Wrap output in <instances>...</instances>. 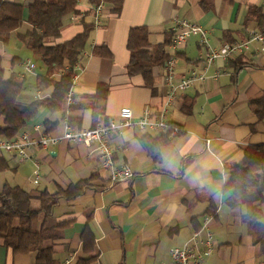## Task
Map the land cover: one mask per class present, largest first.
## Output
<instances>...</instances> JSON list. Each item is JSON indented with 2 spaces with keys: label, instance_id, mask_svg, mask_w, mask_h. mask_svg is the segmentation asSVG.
Here are the masks:
<instances>
[{
  "label": "crops",
  "instance_id": "0c3cea01",
  "mask_svg": "<svg viewBox=\"0 0 264 264\" xmlns=\"http://www.w3.org/2000/svg\"><path fill=\"white\" fill-rule=\"evenodd\" d=\"M1 1L28 7L35 0ZM103 1V23L90 33L82 53L73 101L66 98L57 112L40 108L23 130L32 137L39 136L37 127L44 132L46 121L57 122L48 134L62 136L66 122L72 129H90L116 118L124 107L131 108L135 117L142 116L147 107L158 111L167 92L163 67L154 68L153 87H148L141 75H129L127 40L131 28L146 26L153 47L172 35L175 18L187 19L200 24L208 32L209 45L217 49L245 40L264 24V0H121L120 13L115 12L113 0ZM92 7L90 0H77V10L65 17L60 37L48 41L59 44L81 33L85 23H93ZM259 7L263 19L254 12ZM27 17L26 9L24 23L14 37L11 35L7 43L0 41L3 78L15 74L25 79L24 87V62L34 63L30 49L18 37L32 29ZM198 39L190 37L176 52L173 37L167 46L170 55L177 54L178 80L191 70L204 69L198 59L205 48L198 45ZM95 46H107L112 57L96 56ZM217 71L222 72L218 80L208 78L178 95L169 121L182 131L160 148L157 160L141 139L146 135L156 138L162 132L130 128L110 136L116 164L131 166L135 174L132 181L111 183L97 153L83 144L61 142L49 150L33 146L25 160L0 152L9 164L0 172V191L8 184L33 195L43 191L55 194L80 181L89 184L76 199L62 198L46 222L48 226L68 223L60 237L48 243L53 245L59 264H67V260L75 264L86 256L81 235L88 224L96 239L93 255L97 259L92 264H172L170 249L187 244L196 232L199 241L208 232L213 237L214 250L202 264H264V241L255 243L242 219L245 208L230 207L227 200L232 190L225 189L227 168L242 159L248 146L264 144V119H258L250 107V102L264 97V52L253 44L235 64L217 60L207 75ZM62 74L58 71L50 78L58 80ZM43 76L36 78L35 95L22 91L26 97L33 96L29 103L52 95L53 86L40 81ZM37 167L41 176L35 184ZM209 215L213 217L205 226ZM34 263V253H14L0 243V264Z\"/></svg>",
  "mask_w": 264,
  "mask_h": 264
},
{
  "label": "trees",
  "instance_id": "16d2710c",
  "mask_svg": "<svg viewBox=\"0 0 264 264\" xmlns=\"http://www.w3.org/2000/svg\"><path fill=\"white\" fill-rule=\"evenodd\" d=\"M101 1L103 0H90L93 5ZM112 2L115 12L120 13L122 1ZM76 7L77 0H35L28 7L0 2V41L7 43L12 33L22 27L27 9V21L32 29L19 33L18 37L28 49L40 56L47 68L46 76L41 77L40 81L53 86L50 97L20 104L18 98L22 94L25 79L12 74L5 80L3 71L0 70V138H15L23 132L42 107L48 108L51 112L62 109L72 86L73 76L82 60V53L87 47L90 33L95 27L93 23H85L81 33L63 43L51 44L48 40H56L60 37L65 17L76 12ZM254 12H258L263 19L260 7L254 8ZM262 28L264 24L257 30ZM173 36L172 33L162 44L152 47L149 39L150 31L146 26L131 28L127 40V49L130 52L127 66L129 75H141L145 84L153 87V70L155 67H164L169 59L167 46ZM93 53L104 58L112 57V52L107 46H95ZM238 58L231 61V64L237 63ZM58 71H62L63 74L58 80H52L51 75ZM250 107L258 119H264V97L250 102ZM56 123L46 121L44 133L52 131ZM169 141L168 132L156 138L146 135L141 139L143 147L156 160L160 148ZM8 168V161L0 157V172ZM227 169L229 181L225 189L232 190L227 203L232 208L239 206L245 208L242 219L255 243H262L264 241V224L261 222L264 217V144L248 146L242 159ZM88 185L86 181H80L67 189L58 190L55 194L43 191L33 195L22 187L6 184L0 191V243L12 249L14 253H34V264H59L54 256L53 245L48 243L58 239L59 232L68 223L59 222L54 226H48L46 222L62 198L76 199L83 194ZM42 217L43 220L40 221ZM81 241L82 252L86 256L75 264H92L97 259V256L93 255L96 239L89 224L82 232Z\"/></svg>",
  "mask_w": 264,
  "mask_h": 264
},
{
  "label": "built area",
  "instance_id": "2783aa9c",
  "mask_svg": "<svg viewBox=\"0 0 264 264\" xmlns=\"http://www.w3.org/2000/svg\"><path fill=\"white\" fill-rule=\"evenodd\" d=\"M104 6L105 2L101 1L92 7L95 28L100 27L103 23ZM172 33L174 34L172 48L175 52L183 49L190 37L197 36L199 38L198 45L205 48V50L202 51L198 60L204 63V69L202 72L191 70L178 80L175 73L177 54H171L163 67V78L167 86V92L163 104L156 113L152 111L151 107H147L142 116L135 117L131 108L124 107L116 118H112L108 122H99L90 129H72L66 122L62 136L41 132L40 127H37L36 130L40 131L37 138L32 137L29 132L25 131L19 133L13 139L0 138V152L25 160L29 158L28 150L33 146L49 150L51 146L58 145L61 142L83 144L97 153L101 167L109 173L111 183L132 181L135 174L131 166L129 164H116L114 148L109 140L112 134H122L130 128H139L144 131L154 129L162 133L168 132L170 138L179 134L182 129L169 121V113L180 93L208 78L218 80L222 75L221 71L215 72L213 76H208L207 70L219 59L231 62L248 51L253 44H258L260 51L264 52V28L251 31L245 40L225 43L217 49L209 45L208 32L196 22L175 18ZM25 65L28 72H33L37 68L36 64L32 62H27ZM77 77L76 72L67 94L69 103L73 101V86ZM33 176V182L37 184L41 176L39 167L34 170ZM212 217V215L207 216L205 226ZM198 237L199 232H196L187 244L170 249L172 264H202L204 262L205 258L214 250L213 237L210 232L207 233L203 241H199ZM199 244H202L203 248L198 247ZM66 263H71V260H67Z\"/></svg>",
  "mask_w": 264,
  "mask_h": 264
},
{
  "label": "rangeland",
  "instance_id": "374dc122",
  "mask_svg": "<svg viewBox=\"0 0 264 264\" xmlns=\"http://www.w3.org/2000/svg\"><path fill=\"white\" fill-rule=\"evenodd\" d=\"M15 33L16 32H14L12 34L13 35L12 37H14ZM15 42L23 50H27V49H25V47L18 40L15 39ZM28 54H30L29 55L30 58L34 61V63L36 64V67H37L33 72H28V71L25 72V70H24L26 78H27V81H26V85H25V87L23 89V92H24V94H27L29 96V95H35V91H36L35 81H36L37 76H43V75L46 74L47 71H46V67L42 63V60H41L39 55L33 53L30 50H28ZM27 62H30V61H25L24 63H27ZM24 67H25V65H24ZM21 69H24V68L21 67ZM23 92L18 98V103H20V104L29 103L30 99H32L33 96L32 97H26V96H24ZM261 222L263 223L264 219ZM260 248L261 247L258 246V249H260Z\"/></svg>",
  "mask_w": 264,
  "mask_h": 264
}]
</instances>
